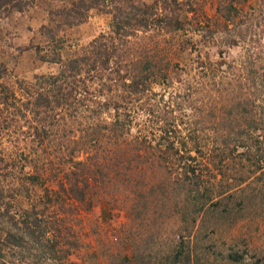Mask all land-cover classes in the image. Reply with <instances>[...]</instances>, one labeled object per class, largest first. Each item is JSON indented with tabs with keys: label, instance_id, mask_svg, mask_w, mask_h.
Segmentation results:
<instances>
[{
	"label": "rangeland",
	"instance_id": "rangeland-1",
	"mask_svg": "<svg viewBox=\"0 0 264 264\" xmlns=\"http://www.w3.org/2000/svg\"><path fill=\"white\" fill-rule=\"evenodd\" d=\"M11 1L0 7V236L22 240L1 249L0 262L151 264L176 245L189 264H264V207L231 194L228 212L201 205L185 214L191 204L176 194L191 176L190 131L205 146L188 155L216 184L211 144L236 111L230 100L252 98L264 112V0ZM142 17L145 26L135 24ZM101 35L131 75L147 64L148 89L130 93L122 78L111 92L117 107L102 106L105 90L80 102L88 108L35 107L43 79ZM163 136L177 149L175 163L148 155H167Z\"/></svg>",
	"mask_w": 264,
	"mask_h": 264
},
{
	"label": "trees",
	"instance_id": "trees-1",
	"mask_svg": "<svg viewBox=\"0 0 264 264\" xmlns=\"http://www.w3.org/2000/svg\"><path fill=\"white\" fill-rule=\"evenodd\" d=\"M0 2V7L12 3L11 0H1ZM134 21L135 24L139 23V25L142 24L145 26L143 17L139 20L134 19ZM123 22L124 25L128 24V20H124ZM121 27V25L116 24L114 28V34H118L120 37L124 36L123 30L121 29V31H119ZM102 39H104L102 35L99 39H93L90 49H87L82 55L68 60L60 73L48 75L46 79H43L47 80L48 87L46 86L45 90L35 91L34 106L47 109L50 113H52L56 106L57 109L59 106H73L76 108V105L88 108L90 106L89 104H80V102H92L102 94L101 92L103 90H105L109 91V93L105 95L106 100L101 101L104 102L102 106L108 107L112 104L114 107H117L123 104L121 103L122 100L120 99V103L118 104L115 96L111 94V92L117 85V81L122 78L128 79V82L123 83L122 86L125 88L128 87L130 93L134 94L148 89L146 84L148 73H143L147 64H143L142 67H137L135 73L131 75L126 67H121L122 65L119 64V60L117 59L121 56L119 54L123 52L119 51L117 57H115V53H112V51L116 50L117 45L115 42L112 44L111 40L113 39H106L107 41H102ZM110 46L112 47L111 49ZM113 57H115L114 61H112ZM139 75L142 76L141 81L138 80L140 79L138 77ZM126 76L130 77V79ZM42 78V76H39V79ZM89 84H95L98 87H94L92 91H90L88 88ZM242 84L238 81L236 91ZM236 91L235 93H237ZM241 98L240 100L238 97H235L233 100H230L231 107L236 108V111L235 113L229 114L231 117L227 116L225 118L223 123L225 127L224 134L218 135L220 142L218 144H211V158H209L215 172L220 174L221 177V179L217 180L216 184L211 182L209 178L201 177V169L193 163L194 156L188 155L190 150L201 155V149L205 146V140H202V137L196 136L193 130L186 135L187 140L190 141L191 149L186 150L184 165L186 172H189L188 174L191 176L185 175V177H183L185 189L183 190L182 183L179 189H176V194H180L179 197L183 194V200L190 202L191 206L189 211L185 210V212L183 211L182 213H192L201 205H206L210 210H217L218 212H225L226 210V212H228L226 207H228L231 201V194L232 197H236L232 200L246 199L250 200L252 203L257 202L259 207H264V112L258 105L254 106L255 104L252 98L247 99L245 96ZM75 103L76 105H74ZM93 113L95 114L97 111ZM235 114H237L238 117H235ZM238 118L244 123H239L240 120ZM96 125L91 126V129H95L94 127H96ZM220 128L222 129V123ZM163 129H165V133H167V131L172 128L168 129V126H166L165 128L163 127ZM163 137L170 150L167 155L166 152L162 154L160 149H157V151L153 153V148L151 149L148 144L145 147H134V149L140 151L142 148L143 150L148 148L151 149L148 155H154L156 158L162 160L171 161L174 159L173 163L177 162L175 157L177 149L173 148L167 136ZM180 143L184 146L185 141L181 140ZM143 157L147 156L144 155ZM146 159L147 158H145V160ZM206 170L208 169L206 168ZM255 172H258L257 175L254 178L251 177ZM211 176H213V173H211ZM250 178L252 180L249 181V183H245ZM228 179L230 182H227ZM73 187L72 185L70 190ZM237 187L238 189L234 191V188ZM245 189L248 191L243 192ZM230 190L234 192L229 193L228 191ZM1 192L2 190H0V199L2 198ZM226 192L228 193L226 194ZM1 215L0 213V216ZM12 220V216H9V221L14 224ZM21 240L22 237L20 235L5 231L4 236H0V250L3 247L7 249H12V247L15 246L17 247L20 245ZM179 244L181 247V242H179ZM178 247L179 246L172 245L171 249H173L171 250V255L165 256L163 260H158L156 263L151 264H189L188 253ZM229 259L236 260L234 256H229ZM141 261L142 264H148L149 262L148 260ZM0 264L4 263L0 262Z\"/></svg>",
	"mask_w": 264,
	"mask_h": 264
}]
</instances>
